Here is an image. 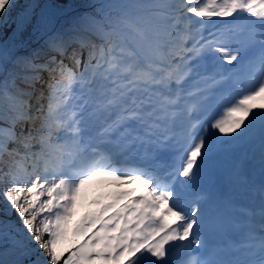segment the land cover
Returning a JSON list of instances; mask_svg holds the SVG:
<instances>
[{"label": "snow or ice", "instance_id": "obj_1", "mask_svg": "<svg viewBox=\"0 0 264 264\" xmlns=\"http://www.w3.org/2000/svg\"><path fill=\"white\" fill-rule=\"evenodd\" d=\"M13 24L0 264H264V185L239 222L195 191L241 142L264 172V0H0V36ZM94 181L117 189L73 224ZM209 224L242 230L235 258L193 255Z\"/></svg>", "mask_w": 264, "mask_h": 264}, {"label": "bare ground", "instance_id": "obj_2", "mask_svg": "<svg viewBox=\"0 0 264 264\" xmlns=\"http://www.w3.org/2000/svg\"><path fill=\"white\" fill-rule=\"evenodd\" d=\"M258 151L259 150L257 147L254 148L250 145L244 148L233 145L228 150L220 151L219 155L226 156V159L224 160L226 167L220 172V177H223L225 181H230L233 183L242 176L248 174L249 170L246 163L251 157L257 155ZM244 187L245 186L242 184L241 188L244 189ZM105 192L106 191H104L103 194H105Z\"/></svg>", "mask_w": 264, "mask_h": 264}, {"label": "rangeland", "instance_id": "obj_3", "mask_svg": "<svg viewBox=\"0 0 264 264\" xmlns=\"http://www.w3.org/2000/svg\"><path fill=\"white\" fill-rule=\"evenodd\" d=\"M12 26L11 27H5L2 30L3 35L0 36V43H2L3 41H5V36L10 32ZM241 143L242 144H245V146L251 145L252 147H259V151H258V153L256 155V158H255L256 160L254 162H251V164L248 165V168L249 167L255 168L256 165L261 164V154H260V143H259V139L256 138L254 142H252V141H245V142H241ZM108 188H109V185L108 184H104V182H100V181H94V183L92 185H90L89 187H87L85 189V193H84V196L82 198V201L80 202V204L77 207L76 215L73 217V224H75L76 221H79L86 213H90V212L95 211V208H92V207L89 208L86 205V203L88 201V198L91 196L92 192L94 190L106 191ZM83 200H84V202H83ZM12 219H16L15 214H13ZM66 255H67V253H66Z\"/></svg>", "mask_w": 264, "mask_h": 264}, {"label": "trees", "instance_id": "obj_4", "mask_svg": "<svg viewBox=\"0 0 264 264\" xmlns=\"http://www.w3.org/2000/svg\"><path fill=\"white\" fill-rule=\"evenodd\" d=\"M21 2H23V0H21ZM50 2H51V3H64V2H66V0H50ZM14 27H15V25L12 26L10 32L5 36V40H7V38H8L9 36H11V34H12V29H13ZM0 218H2V217H0ZM65 255H66V254H65Z\"/></svg>", "mask_w": 264, "mask_h": 264}]
</instances>
